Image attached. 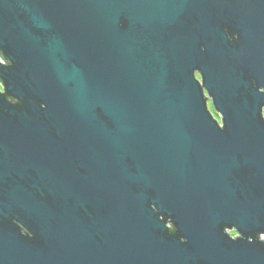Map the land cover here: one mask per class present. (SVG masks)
I'll list each match as a JSON object with an SVG mask.
<instances>
[{
    "label": "water",
    "instance_id": "1",
    "mask_svg": "<svg viewBox=\"0 0 264 264\" xmlns=\"http://www.w3.org/2000/svg\"><path fill=\"white\" fill-rule=\"evenodd\" d=\"M222 21L264 47V0H0V215L37 237L0 222V264H264V92Z\"/></svg>",
    "mask_w": 264,
    "mask_h": 264
},
{
    "label": "flooded vegetation",
    "instance_id": "2",
    "mask_svg": "<svg viewBox=\"0 0 264 264\" xmlns=\"http://www.w3.org/2000/svg\"><path fill=\"white\" fill-rule=\"evenodd\" d=\"M198 28L200 29V27L198 26ZM209 30L211 32H223L226 34L227 38H228V46L229 48H226V46H223L224 49H235L236 54H234L233 57H238V58H227V56L229 55V52L223 53V55L231 61L226 60L227 65H233V66H245V75L249 77L250 81L252 82V85L255 86L259 91L264 92V87L263 86H258L257 87V83H256V79L253 75H251V70L247 68V66L252 65V64H258V65H264V47H262V49L256 50L255 48H246L244 46H241V38H242V30L239 28L238 26V22H220L218 25H208ZM207 31V32H208ZM245 48V49H244ZM199 51H197V56H202V55H208L210 56L209 53H207V50L200 45V47L198 48ZM240 49V50H239ZM212 55H219L218 51H212ZM259 55L263 56V58H257ZM242 57L239 59V57ZM9 61V60H8ZM9 63V62H8ZM195 64H197V62L195 61ZM199 65V63L197 64ZM194 76L196 77V79L200 82L202 88H203V92H204V97L206 99V103L208 106V109L210 110L213 118L217 121V123L223 127L224 123L223 120L221 118L220 112L219 110H217L215 108V106L212 104V98L209 96L206 88L203 85V76L201 73V69L198 67H195L194 69ZM0 82H2L0 80ZM3 83V82H2ZM3 92H5L4 90H2ZM0 90V92H2ZM2 92V93H3ZM246 95H250L248 90L245 92ZM6 100L13 103L14 105H20L22 102L15 96H11L9 94H6L5 96ZM259 112L261 115V119L264 122V101L260 102L259 105ZM220 115V116H219ZM9 145V144H8ZM21 151H22V147L19 143L14 144V148H13V152H17L19 155H21ZM20 214V213H19ZM90 214H94V211H91ZM86 215V214H85ZM1 216V215H0ZM21 219L16 218L14 215L12 214H8V217L4 218L2 217V219H0V222L3 223H13L19 230L20 233L26 237L27 239H30L32 241L37 240L36 238V234L35 232L32 231V225L33 222L30 219H27L24 215H20ZM162 219L166 220V226L168 228L167 230V234H178V230L174 224V222L172 221V218L170 217H166V216H161ZM173 229H175L174 232H171Z\"/></svg>",
    "mask_w": 264,
    "mask_h": 264
},
{
    "label": "built area",
    "instance_id": "3",
    "mask_svg": "<svg viewBox=\"0 0 264 264\" xmlns=\"http://www.w3.org/2000/svg\"><path fill=\"white\" fill-rule=\"evenodd\" d=\"M0 62L3 63V64H8V60L1 54V51H0ZM0 63V64H1ZM3 86V90H4V85L2 82H0V86ZM264 236V234H262Z\"/></svg>",
    "mask_w": 264,
    "mask_h": 264
},
{
    "label": "rangeland",
    "instance_id": "4",
    "mask_svg": "<svg viewBox=\"0 0 264 264\" xmlns=\"http://www.w3.org/2000/svg\"><path fill=\"white\" fill-rule=\"evenodd\" d=\"M0 90L1 91L3 90V86L2 85L0 86ZM229 232H230V234H231L232 237L238 236V233L235 230H230ZM260 236H261V238H264V236L262 234Z\"/></svg>",
    "mask_w": 264,
    "mask_h": 264
},
{
    "label": "trees",
    "instance_id": "5",
    "mask_svg": "<svg viewBox=\"0 0 264 264\" xmlns=\"http://www.w3.org/2000/svg\"><path fill=\"white\" fill-rule=\"evenodd\" d=\"M1 54L3 55V53L1 52ZM1 80V79H0ZM175 231V229H173L171 232H174Z\"/></svg>",
    "mask_w": 264,
    "mask_h": 264
}]
</instances>
